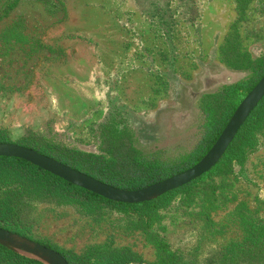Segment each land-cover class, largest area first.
<instances>
[{"label":"rangeland","instance_id":"1","mask_svg":"<svg viewBox=\"0 0 264 264\" xmlns=\"http://www.w3.org/2000/svg\"><path fill=\"white\" fill-rule=\"evenodd\" d=\"M262 55L264 0H0V136L100 153L116 139L111 127L146 153L181 158L201 137L203 96L247 80ZM199 187L149 230L140 211L82 215L50 202H35L23 222L69 254L113 248L153 263L155 232L186 264H221L249 228L264 230V130L242 165ZM212 191L216 202L203 204Z\"/></svg>","mask_w":264,"mask_h":264},{"label":"trees","instance_id":"2","mask_svg":"<svg viewBox=\"0 0 264 264\" xmlns=\"http://www.w3.org/2000/svg\"><path fill=\"white\" fill-rule=\"evenodd\" d=\"M247 67L252 72L247 80L224 86L214 93L203 96L202 104H200L204 119L201 137L195 148L181 158H163L154 150L146 153L137 147V141L131 133H119L111 127H106L105 130L110 135H117L116 139L108 142L106 148L100 147V153L82 151L47 139L44 140V148L19 145L29 147L116 188L131 191L145 188L190 169L211 150L240 103L264 77V55L254 62L251 61ZM262 130H264V98L242 126L222 160L210 172L157 200L139 204L113 202L72 185L25 160L0 157V227L59 252L69 264H132L134 262V264H142L138 259L126 258L122 250L113 248L96 247L82 255L66 253L48 242L32 237L30 227L24 224L23 219L26 221L27 214L35 209V202L73 206L82 215H89L95 210L108 206L125 214L140 211V216L145 218V226L149 230L156 223H161V210L170 206L179 194L188 195L184 199L191 203L200 193H203L200 192L199 187L201 182L219 176L234 163L242 165L248 155L256 150L258 133ZM120 136L131 139L132 144H128ZM0 143L10 142L0 136ZM213 193V191L206 193L207 200L203 204L207 201L211 204L216 202L212 196ZM202 205L199 209L200 213L208 211L205 214L210 218L212 210H206ZM153 233L157 259L149 264H186L181 255L172 251L163 238ZM261 240L264 241V230L258 233L257 228H249L246 239L242 243L232 244L224 249L221 264H264V248H251L252 243ZM253 257H258V262L255 263ZM0 264L44 263L0 245Z\"/></svg>","mask_w":264,"mask_h":264},{"label":"water","instance_id":"3","mask_svg":"<svg viewBox=\"0 0 264 264\" xmlns=\"http://www.w3.org/2000/svg\"><path fill=\"white\" fill-rule=\"evenodd\" d=\"M264 98V77L244 98L211 150L190 169L164 181L138 190H124L103 183L31 148L0 143V157L25 160L64 181L113 202L139 204L157 200L210 172L223 158L242 126ZM0 245L44 264H68L59 252L43 244L0 227Z\"/></svg>","mask_w":264,"mask_h":264}]
</instances>
